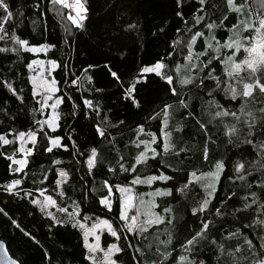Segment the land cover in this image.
<instances>
[{"label": "snow or ice", "instance_id": "snow-or-ice-1", "mask_svg": "<svg viewBox=\"0 0 264 264\" xmlns=\"http://www.w3.org/2000/svg\"><path fill=\"white\" fill-rule=\"evenodd\" d=\"M52 3L70 10L67 20L76 28L85 27L84 22L88 19L89 12L87 0H52ZM222 3L223 12L216 17L220 5L211 3V0H194V2L172 0L173 14L183 22L184 27L176 28L177 35L171 40L165 56L141 66L124 87V98L130 100L136 108H140V102L134 95L137 92V85L153 83V79L150 78L158 77L159 80L155 82L163 87L165 95L173 103L163 102L158 111L147 117V120L157 121V132L146 131L144 124L136 126L134 130L136 139L130 141L138 150L136 155L132 157V162L127 167L121 162L123 157L117 162L119 172L126 173L124 179L127 182L110 184L107 179L103 181L102 189L106 191L100 192L98 203L102 210H106L105 216L111 214V218L96 216L88 227L82 220L91 218L82 216L79 211L80 206L76 202H73L75 206L69 211L67 207H59L52 196L45 195V189H37L43 199L31 198V191L23 192L24 198H31L30 203L38 206L40 211L50 218L52 226L70 224L73 229L80 230L84 247L87 249L85 260L89 264H120V257L117 254L125 251L116 242L110 243L106 249L102 248L99 231H106L115 238V241L121 239L134 241L129 243L128 247L139 255L131 256L125 264H132L133 261L135 264H206L205 260L198 259L204 242L214 249L217 264H220L222 257H227L230 264H264V234H261L264 233V219L262 218H254L251 223L244 224L235 231H228L220 240L209 238L213 221L206 214L211 213L214 217L223 216L225 213L222 208L226 207V201L236 195L229 192L224 197H219L217 186L222 183L221 177L225 175L228 158L222 157L211 161L209 157L212 146L219 147L217 141L220 136L226 138L222 141L226 146L234 147L241 156L249 151V147L246 146H250L257 157L248 162L247 166L242 160H236L227 174L229 181L246 182V177L251 176L252 171L257 169L264 171V139H257V135L264 137V0H260L261 10L255 13L250 10L248 0H222ZM186 5L194 8L191 21L185 19ZM0 10L3 13L0 16V33H2L0 41L7 39L13 44L11 48L0 47V53L11 51L19 56L21 52H47L49 48L55 47L48 44L32 45L14 32L9 34L4 23L12 18L13 13L7 0H0ZM135 28L136 24H129L127 30ZM159 31L164 33V27ZM177 56L180 57L179 60ZM168 60L171 61V65ZM34 65L39 66V71L29 77L32 99L36 105L32 111L42 118L37 119L34 116L32 123L35 127H30L26 131L10 130L7 133H0V149H3L0 151V157L9 162L7 167L11 173H24V169L29 164V157L36 151L51 153L54 148H66V145L62 144L61 136L52 135L60 127L59 108L65 99L64 95H57L60 91L57 87L58 82L52 77V72L60 65L55 59H49L46 63L33 59L26 64V67L33 70ZM92 67L94 66L88 65L84 68L81 76L72 79L71 84L83 87L84 82H87L91 86V91L102 92L103 89L92 86L93 78L87 75ZM104 67L112 79L123 87L124 82L117 71L112 70L107 64ZM160 81H163L162 85L159 84ZM0 86L5 87L23 104L24 99L20 94L22 90H17L7 80L0 82ZM193 88L198 89L201 94L204 102L201 111L207 110L208 120L197 118L195 106L189 104L191 98L187 93ZM68 99L71 97L69 96ZM83 106L92 109L97 116L100 115L101 108L93 100L83 99ZM178 110H184L179 112V120L176 119ZM188 119L194 120L197 132L203 136L200 158L210 165L206 172L196 167L188 170L180 166L192 149L188 145L178 146L174 134L183 131L184 124L181 121L186 122ZM124 123L123 120L112 123L105 115L98 122L93 123L94 135L107 140L111 135L109 129L118 128ZM210 125L216 129V133L211 131ZM242 133L243 139L240 138ZM40 137L43 138V143ZM112 139L115 140L114 137ZM7 146H12L11 153L8 152ZM168 157L177 160L175 167L168 162ZM149 162L153 174H141L137 166L147 167ZM84 163L89 174L103 163L97 148L92 147L89 150ZM169 170L172 174H169ZM107 171L115 174L117 169L109 166ZM180 173H183V182L176 179ZM46 178L44 175L43 179ZM252 179L255 180V177ZM67 180L68 173L62 169L58 170L57 189H60ZM157 182L163 186L155 187L150 192H136L137 185L152 187ZM21 183L22 178H15L0 185V189L12 195H19L17 189ZM196 185L200 186L204 194L196 205L191 207L190 212L194 218L200 219V224L184 241L174 242V235L168 228V226L175 227L174 209L169 200L161 199L157 202L156 198H171L175 201L187 196ZM247 187L251 190L252 184L248 183ZM257 187L264 190V180H261ZM63 195L61 190L59 196L63 197ZM95 198L97 197L94 196ZM216 199H219L221 207L213 205ZM260 199L256 191H249L248 195L242 198V207L233 206L232 215L252 209L259 203L256 211L260 216H264V203L259 202ZM50 207H56L57 211L65 213L66 217L57 219L51 211H48ZM0 213L4 216L8 215L2 208ZM11 224L20 227L14 219H11ZM160 226H164L163 231L167 236L165 240L159 239ZM150 229L157 233L155 236L157 245L154 250L151 242L145 244L151 234ZM245 229L251 231L245 233ZM256 229L260 231L257 232ZM21 231L25 236L35 240L30 233L24 232L23 229ZM250 236H255L259 243H255L249 238ZM89 237L92 238V242H89ZM137 237H139L138 243L135 242ZM232 238L238 241L235 247L226 246L223 241ZM176 243H179L182 250V254L178 256L173 255ZM160 245H163V249ZM0 252H3L6 264H22V261L9 256L8 249L2 241H0ZM98 253H102V259L97 258ZM47 256L48 253L45 251L43 257Z\"/></svg>", "mask_w": 264, "mask_h": 264}, {"label": "trees", "instance_id": "trees-1", "mask_svg": "<svg viewBox=\"0 0 264 264\" xmlns=\"http://www.w3.org/2000/svg\"><path fill=\"white\" fill-rule=\"evenodd\" d=\"M7 2L13 13L12 18L4 23L9 34L14 32L32 45L48 44L55 47L49 48L47 52H21L19 56L11 51L0 53V82L7 80L17 90H22L20 94L24 99L21 104L5 87L0 86V133H7L10 130L26 131L30 127H35L32 123L34 116L37 119L42 118L32 111L36 105L32 99V85L29 82L31 70L26 67V64L33 59L46 61L55 59L60 67L52 72V76L58 82L57 87L60 91L57 95H64L65 99L59 108L60 127L52 135L61 136L62 144L66 145V148H54L51 153L42 150L34 152L33 156L29 157V164L24 169V173L9 172L7 167L9 162L0 157V185L15 178H22V183L17 189L19 195H12L0 189V208L8 214L4 216L0 213V239L7 243L12 256L22 261V264H89L85 260L87 249L84 247L80 230L73 229L70 224L52 226L50 218L42 213L38 206L32 205L30 199L40 198L41 195L37 189H45V195L52 196L59 207H67L69 211H72L75 206L73 202H76L80 206L79 211L82 216L91 218L82 220L84 223L91 225L96 216L111 218V214L105 216L106 210H102L98 203L100 192L106 191L102 189L103 181L107 179L110 184L127 182L124 179L126 173L119 172L117 162L123 157L121 162L127 167L132 162V157L136 155L138 150L130 143L131 140L136 139L134 136L136 126L144 124L146 131L157 132V121L147 120V117L158 111L163 102L173 103L165 95L163 87L155 82L159 80L158 77L150 78L153 79V83L137 85V92L134 95L140 102V108H136L130 100L124 98V87L141 66L165 56L171 40L177 35L176 28H183L184 24L174 16L172 0H87L89 12L83 29L72 25L67 20L69 10L61 5L53 4L52 0H7ZM211 3L220 5L219 11L216 12V17H219L223 12L222 0H211ZM248 4L253 13L258 11L252 0H248ZM193 12L194 8L186 5L185 19L191 21ZM2 15L0 10V16ZM129 24H136V28L127 30ZM161 27H164V33H160ZM0 47L11 48L13 44L11 40L6 39L0 41ZM177 59L179 60L180 57L177 56ZM168 63L171 65L170 60ZM105 64L117 71L124 82L123 87L108 74ZM88 65L94 66L87 73L93 78L92 86L103 89L102 92L91 91V86L87 82H84L83 87L71 84L70 81L81 76L83 69ZM159 84L162 85L163 81ZM187 95L191 98L189 104L195 106L197 118L208 120L207 110L201 111L204 102L199 90L193 88ZM69 96L71 99H68ZM85 98L99 104L101 108L99 116L92 109L83 106ZM204 99L206 100V96ZM221 102L223 103V100ZM180 111L184 110L177 111V120L180 118ZM105 115L112 123H117L119 120L125 121L118 128L109 129L111 135L107 140L94 135L93 127V123L98 122ZM181 123L184 124V128L181 133L174 134L176 142L178 146L188 145L192 150L180 166L188 170L196 167L203 172L208 171L210 165L200 158L203 136L197 132L193 119L181 121ZM209 127L213 133H216L215 128L211 125ZM240 138L243 139V133ZM39 139L43 143V138ZM257 139H264V137L257 135ZM225 140L226 138L221 135L217 141L219 147L212 146L209 159L215 161L222 157L228 158L225 175L221 177L222 183L217 186L218 193L219 197H224L229 192L236 195L226 201V207L222 208L225 213L223 216L214 217L211 213L206 214L213 221L209 238L217 240H220L222 235H227L228 231H235L242 225L251 223L254 218L264 219V216H260L256 211L259 203L252 209L232 215L233 206L242 207V198L248 195L249 191H256L261 198L259 202L264 203V190L257 187V184L264 180V171L259 169L252 171V175L246 177V182L229 181L227 174L236 160H242L247 166L248 162L257 157L250 146H246L249 147V151L241 156L237 149L226 146L222 142ZM92 147L97 148L103 163L89 174L84 161ZM7 148L11 153L12 146ZM167 159L173 167L177 165L176 159L172 157ZM53 161H59V163H53ZM109 166L117 169L115 174L107 171ZM137 167L141 174H153L150 171L151 162L147 167L139 165ZM60 169L68 173V180L61 185L60 189H57V171ZM169 174H172L170 170ZM44 175L46 179H43ZM252 177H255V180ZM176 179L183 182V173L177 175ZM248 183L252 184L251 190L247 187ZM162 186L160 182H157L152 187L148 185L135 187L138 193H143ZM61 190L64 193L63 197L59 196ZM24 191H31L32 197L24 198ZM203 194L200 186L196 185L187 196L175 201L171 198H156L157 202L161 199L169 200L174 209L175 227L168 226L174 235V242L184 241L199 226L200 219L194 218L190 209L196 205ZM94 196L97 198L94 199ZM213 205L221 207L219 199L214 200ZM115 208L114 204V210ZM48 211H51L57 219L66 217V214L58 212L56 207ZM11 219L16 220L20 227L12 225ZM21 229L30 233L35 240L25 236ZM163 229L164 226H160V240L167 239ZM149 231L151 234L145 244L151 242L154 250L157 245L155 240L157 233L151 229ZM249 231L251 229L244 230L245 233ZM256 231L259 232L260 229ZM249 238L259 243L255 236ZM113 242L125 249L124 252L117 254L120 257V263L125 264L131 256L139 255L128 247V244L134 241L124 239L115 241V238L107 232L103 233L104 247ZM135 242H139V237ZM223 242L228 247H235L238 241L232 238ZM160 247L163 249V245ZM201 249L198 259L205 260L206 264H217L214 249L210 244L202 243ZM45 251L48 253L47 257H43ZM180 254L182 250L179 243H176L173 255ZM132 264H135V261ZM220 264H230V261L227 257H222Z\"/></svg>", "mask_w": 264, "mask_h": 264}, {"label": "rangeland", "instance_id": "rangeland-1", "mask_svg": "<svg viewBox=\"0 0 264 264\" xmlns=\"http://www.w3.org/2000/svg\"><path fill=\"white\" fill-rule=\"evenodd\" d=\"M253 2H254V5H255V7H256V9H258V10H261V4H260V0H252ZM69 10V9H68ZM70 11V10H69ZM73 15H74V13H72ZM37 60H42V59H37ZM42 61H45V63L47 62L46 60H42ZM39 71V66L38 65H34L33 66V70H31V75H35L36 74V72H38ZM53 77V76H52ZM135 189H137L136 187H135ZM136 192H137V190H136ZM149 192V191H148ZM40 199H43V197H41L40 196ZM145 199H148V197H145ZM52 207H50L49 209H51ZM85 224H86V226H88V227H90L91 225L90 224H88V223H86L85 222ZM106 231H99L98 232V234L101 236V240H100V244H101V247L102 248H104V249H106L107 247H104V245H103V233H105ZM89 242H92V238L91 237H89ZM97 258L98 259H102V253H98L97 254ZM113 258H115V257H113ZM120 264H122V263H120Z\"/></svg>", "mask_w": 264, "mask_h": 264}, {"label": "water", "instance_id": "water-1", "mask_svg": "<svg viewBox=\"0 0 264 264\" xmlns=\"http://www.w3.org/2000/svg\"><path fill=\"white\" fill-rule=\"evenodd\" d=\"M0 241H2V242L5 244V246L7 247L9 256H10L11 258H13V259H16V258L13 257L12 254L10 253L7 243H6L4 240H2V239H0ZM0 264H6V261L3 259V252H0Z\"/></svg>", "mask_w": 264, "mask_h": 264}]
</instances>
